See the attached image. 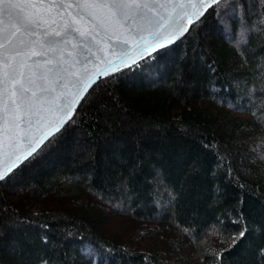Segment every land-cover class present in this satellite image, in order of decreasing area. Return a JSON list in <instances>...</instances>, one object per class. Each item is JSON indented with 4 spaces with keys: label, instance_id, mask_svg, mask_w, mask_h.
<instances>
[{
    "label": "trees",
    "instance_id": "16d2710c",
    "mask_svg": "<svg viewBox=\"0 0 264 264\" xmlns=\"http://www.w3.org/2000/svg\"><path fill=\"white\" fill-rule=\"evenodd\" d=\"M213 8L175 44L94 84L75 123L0 182V264H264V7ZM7 190L68 203L33 211ZM85 192L158 222L166 248L104 235L74 203ZM208 232L219 246L203 245Z\"/></svg>",
    "mask_w": 264,
    "mask_h": 264
},
{
    "label": "snow or ice",
    "instance_id": "6c2138e0",
    "mask_svg": "<svg viewBox=\"0 0 264 264\" xmlns=\"http://www.w3.org/2000/svg\"><path fill=\"white\" fill-rule=\"evenodd\" d=\"M225 2L0 0V182L14 179L39 145L75 123L89 89L95 90L93 69L103 76L129 59L136 63L130 52L163 48L168 36L173 43L189 31L186 25ZM245 234L242 229L232 243Z\"/></svg>",
    "mask_w": 264,
    "mask_h": 264
},
{
    "label": "rangeland",
    "instance_id": "374dc122",
    "mask_svg": "<svg viewBox=\"0 0 264 264\" xmlns=\"http://www.w3.org/2000/svg\"><path fill=\"white\" fill-rule=\"evenodd\" d=\"M6 194L13 203L23 204L22 206L33 211L61 208L68 203L67 198L64 197L61 199L59 197H44L36 202L22 203L20 202V194L10 190H7ZM74 203L77 206L83 204L85 211L98 230L123 246L145 251H160L166 248V244H164L165 230L156 221L137 220L129 213H126L125 210L114 208L107 202L100 203L97 197L86 192L85 195H79L74 200ZM173 238H176V236L171 235L170 240H174ZM202 243L206 247H217L220 245L218 237L212 232H208L205 235Z\"/></svg>",
    "mask_w": 264,
    "mask_h": 264
},
{
    "label": "water",
    "instance_id": "95a60500",
    "mask_svg": "<svg viewBox=\"0 0 264 264\" xmlns=\"http://www.w3.org/2000/svg\"><path fill=\"white\" fill-rule=\"evenodd\" d=\"M209 9H210V8H209ZM189 11H190V12H194L195 9H194V8H190ZM207 11H208V10H207ZM207 11H206V12H207ZM206 12H205V13H206ZM201 17H202V16H201ZM201 17H200L199 19H201ZM186 19H187V17H185V20H186ZM197 21H198V20H194L192 24H194V23L197 22ZM192 24H191V25H192ZM191 25H186V26L189 27V29H190ZM185 34H186V33H185ZM181 38H182V37H180L178 40H175L173 43H168V41L172 39L171 36H168L166 39H164L165 47L161 48V47L158 46L156 50H151V49H150L148 52H144V53H143V56L138 55L139 49L137 48L136 50H134V51H132V52L129 53V57H134L136 63H133V62H132V59H129L127 65H120V67H119L118 69H117V68H111V69H110L105 75H103V76H98V75H97V69H93V70H92V73H91V74H92V77H93V79L96 80V83H97L98 81H100L101 79H103V78H105V77H108V76H110V75H112V74H114V73H117V72H119V71H121V70H123V69L129 68V67H131V66H133V65L138 64L140 61H142V60H144L145 58L149 57V56L152 55L153 53H155V52H157V51H159V50H161V49L167 48V47H169V46L175 44V43L178 42ZM109 59H111L113 62H116V61L118 60V57L115 56V55H109ZM103 67H104L103 64H99V68H103ZM44 131H50V129L45 128ZM57 133H58V132H57ZM55 134H56V133H55ZM38 135H39V133H38ZM46 141H47V140H46ZM46 141H45V142H46ZM45 142H44V143H45ZM42 145H43V144H42ZM42 145H39V146H38L37 151L40 149V147H41ZM23 162H25V161H23ZM9 163H11V161L8 159V156L5 155V156H4V159H3V164H4V166L6 167L7 164H9ZM21 164H22V163H21ZM21 164H20V165H21ZM20 165H19V166H20Z\"/></svg>",
    "mask_w": 264,
    "mask_h": 264
}]
</instances>
